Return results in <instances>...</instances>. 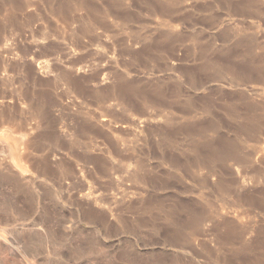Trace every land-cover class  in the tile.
Here are the masks:
<instances>
[{
  "label": "rangeland",
  "instance_id": "obj_1",
  "mask_svg": "<svg viewBox=\"0 0 264 264\" xmlns=\"http://www.w3.org/2000/svg\"><path fill=\"white\" fill-rule=\"evenodd\" d=\"M0 264H264V0H0Z\"/></svg>",
  "mask_w": 264,
  "mask_h": 264
}]
</instances>
